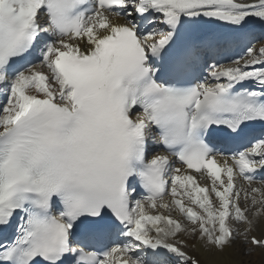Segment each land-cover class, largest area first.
<instances>
[{
	"label": "snow or ice",
	"instance_id": "6c2138e0",
	"mask_svg": "<svg viewBox=\"0 0 264 264\" xmlns=\"http://www.w3.org/2000/svg\"><path fill=\"white\" fill-rule=\"evenodd\" d=\"M217 23L237 33L227 63L185 39ZM253 25L264 0H0V264H240L237 239L264 249Z\"/></svg>",
	"mask_w": 264,
	"mask_h": 264
},
{
	"label": "bare ground",
	"instance_id": "6f19581e",
	"mask_svg": "<svg viewBox=\"0 0 264 264\" xmlns=\"http://www.w3.org/2000/svg\"><path fill=\"white\" fill-rule=\"evenodd\" d=\"M253 33L252 35H254ZM234 57V56H233ZM155 151V149L153 148ZM243 228V225H240ZM257 236L264 235V228L258 229L256 233ZM251 245H244L240 242L239 239L235 242L233 248L238 249V252L235 253L230 259L232 261H239L240 264H264V249L253 248L252 251H245L246 248H250Z\"/></svg>",
	"mask_w": 264,
	"mask_h": 264
}]
</instances>
